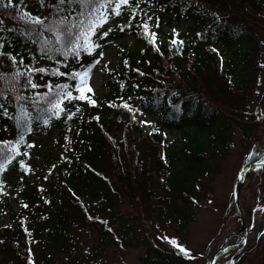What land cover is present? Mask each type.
I'll list each match as a JSON object with an SVG mask.
<instances>
[{"label": "trees", "instance_id": "16d2710c", "mask_svg": "<svg viewBox=\"0 0 264 264\" xmlns=\"http://www.w3.org/2000/svg\"><path fill=\"white\" fill-rule=\"evenodd\" d=\"M117 4L0 0V17L13 22L0 27V169L39 129L60 133L64 158L57 179L40 195L33 190L19 202L0 229V264H61L58 255L62 264H93L89 258L95 253L81 251L73 234L86 225L102 244H119L113 215L122 197L139 224L159 220L175 225L176 232L185 230L193 207L204 203L196 195L213 179L235 130L244 139L256 123L264 124V116L260 122L247 110L263 66L258 34L264 35V0H129L120 5L125 18L118 25L101 35L95 31L87 44L83 36L77 39ZM164 14L190 23L173 38L175 43L171 37L161 40ZM150 33H155L154 41ZM125 34L135 38V46L119 49L118 64L101 69V94L77 99L80 71L94 60L97 45ZM73 74H78L75 79ZM135 110L151 116L148 134L133 123ZM163 129L180 130L181 137L169 141ZM246 152L247 165L260 161L264 135L255 130ZM263 172L264 165L249 170L238 185L246 222L264 200L256 183ZM239 228L234 210L218 231L220 245L228 238L216 264L240 259L245 242L232 234ZM148 245L142 264L192 259V252L185 249V254L180 246L165 250Z\"/></svg>", "mask_w": 264, "mask_h": 264}, {"label": "rangeland", "instance_id": "374dc122", "mask_svg": "<svg viewBox=\"0 0 264 264\" xmlns=\"http://www.w3.org/2000/svg\"><path fill=\"white\" fill-rule=\"evenodd\" d=\"M113 9L109 14L108 11L103 13L107 16V22L101 24L95 30L96 33L104 34L105 30L114 28L124 20L125 15L117 16ZM189 24V21H184L182 18L176 22L173 15L164 14L160 20L161 40L171 37L170 43H173V38L184 33ZM11 25L13 22L0 17V27L5 28ZM258 36H260L259 55L263 66L258 73L257 91L250 96L247 110L249 115L262 122L264 116V35L258 34ZM134 46L135 38L130 34H125L120 39L110 37L104 40L97 47L94 61L81 70L80 83L75 89L76 93L80 95L101 94V69L118 64L119 49L122 47L131 49ZM85 73H87L86 85H82L81 78ZM89 87L91 91H88ZM132 121L144 135L150 132L153 125L151 116L146 112L133 111ZM252 130V133L247 132L244 139L235 130L231 138L232 146L227 150V154L216 162L217 171L213 179L205 181L196 195L201 196L204 203L201 202L200 206L193 207L191 219L185 230L176 232L175 225L166 226L159 220H156L153 225L139 224L127 200L122 197L121 204L113 215L119 244H102L99 234L84 225L77 234H73L76 237L75 240L80 242L81 251L88 250L95 253V256L89 258L93 264H142L139 259L146 254L148 244L158 245L165 250L180 246L192 252V259L184 261L185 264H208L222 242V235L218 236V231L225 218L235 210L233 187L239 171L247 165L246 151L254 138L255 130L264 135V124L256 123ZM181 134L182 131L176 129L163 130V135L169 141H175L181 137ZM59 136L60 133L56 129L37 130L30 137L28 144L18 149L17 155L0 169V188L2 189L0 191V229L11 220L12 214L18 211L21 205L19 202L25 201L33 190L35 194L40 195L51 179H57L59 161L64 159L58 143ZM107 175L109 176V173ZM256 183L262 189L264 196V172L256 178ZM249 191L250 189L245 190V192ZM57 194L61 195L62 192ZM237 201L240 208L242 204L239 199ZM243 221L244 228L239 237L245 242V250L235 264H264V200L254 210L250 222H246L244 218ZM228 225L234 228L231 223ZM172 240L176 242L175 245L170 243ZM237 243L238 237L232 245ZM55 260L62 264L61 255L56 256Z\"/></svg>", "mask_w": 264, "mask_h": 264}, {"label": "snow or ice", "instance_id": "6c2138e0", "mask_svg": "<svg viewBox=\"0 0 264 264\" xmlns=\"http://www.w3.org/2000/svg\"><path fill=\"white\" fill-rule=\"evenodd\" d=\"M60 2L61 3H64V0H60ZM92 2L93 3H96V0H92ZM128 3H129V0H119V3L113 9L114 14L117 15V16L120 15V5L121 4L127 5ZM101 7H102V5H101ZM95 11L99 12V7H97L95 9ZM33 22L34 23H41V21L39 19H37V18H33ZM106 22H107V16L106 15H101L100 18H99L98 24L91 26L88 29V31H86V32L79 33L78 36H77V39L79 38V36H83L84 37V40H85V44H87L89 42L90 35H95V28L98 27V26H100L103 23H106ZM81 23H83V21H81ZM156 26L158 27L159 25L157 24ZM73 27H75V25H73ZM143 27L145 28L146 35L149 34L147 25L145 24ZM105 35H107V33H105ZM150 35H151L152 40L154 41L155 40V33H150ZM173 43H175V41H173ZM77 47H80V45H74V48H77ZM97 47H98V45H97ZM85 50L86 51H89V52L91 51L90 48L89 49H85ZM102 55L103 54L101 53V56ZM98 62L99 61H97V63ZM41 71H43V70H41ZM61 75H63V74L61 73ZM77 75L78 74H73V78L75 79ZM86 77H87V73H85L84 74V77L81 78V84L82 85H86V79H85ZM33 87H37V86L36 85H33ZM60 87L61 88H66L67 85L60 86ZM77 90L79 91L80 89L78 88ZM88 91H91V88L90 87L88 88ZM67 95H68V98H71V93H68ZM76 98L77 99H81V98H84V97H83V94H82L80 97H76ZM90 102L93 103V104L95 103V101H90ZM124 106L125 107H128L127 105H124ZM55 108L58 109V111H63V109L60 108V104L59 103H56L55 104ZM57 115H58V112H57ZM22 139L23 138H21V142H22ZM29 146H31V145H29ZM165 239H167V238H165ZM170 243H172L173 245L176 244V242L174 240L170 241ZM180 251L185 252V254H187L186 251H185V249H183L182 247L180 248Z\"/></svg>", "mask_w": 264, "mask_h": 264}, {"label": "water", "instance_id": "95a60500", "mask_svg": "<svg viewBox=\"0 0 264 264\" xmlns=\"http://www.w3.org/2000/svg\"><path fill=\"white\" fill-rule=\"evenodd\" d=\"M263 164H264V159L261 162L257 163V164H254L252 166H247V167L243 168L238 174L237 181H236L235 186H234V203H235L236 213L238 215H240V210H239L238 202H237V192H236L237 184L240 181L241 176L243 174H245L248 170L260 167ZM243 225H244V222H243V219L241 218V227H240L241 231L243 230ZM220 250H221V248L217 249L216 253H218ZM216 253L213 255V257L209 261V264H213L214 263V259H215Z\"/></svg>", "mask_w": 264, "mask_h": 264}]
</instances>
